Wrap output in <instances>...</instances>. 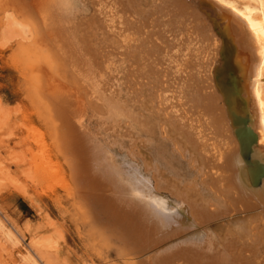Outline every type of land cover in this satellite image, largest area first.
Listing matches in <instances>:
<instances>
[{
    "label": "bare ground",
    "instance_id": "6f19581e",
    "mask_svg": "<svg viewBox=\"0 0 264 264\" xmlns=\"http://www.w3.org/2000/svg\"><path fill=\"white\" fill-rule=\"evenodd\" d=\"M0 2L68 192L127 264H264V0Z\"/></svg>",
    "mask_w": 264,
    "mask_h": 264
},
{
    "label": "rangeland",
    "instance_id": "374dc122",
    "mask_svg": "<svg viewBox=\"0 0 264 264\" xmlns=\"http://www.w3.org/2000/svg\"><path fill=\"white\" fill-rule=\"evenodd\" d=\"M3 8L0 2V264H127L117 241L100 235L68 192L71 169L50 136V112L34 88L38 73L24 54L33 39L6 18L14 8Z\"/></svg>",
    "mask_w": 264,
    "mask_h": 264
},
{
    "label": "water",
    "instance_id": "95a60500",
    "mask_svg": "<svg viewBox=\"0 0 264 264\" xmlns=\"http://www.w3.org/2000/svg\"><path fill=\"white\" fill-rule=\"evenodd\" d=\"M233 125H235L234 133L237 136L239 142L244 144L246 147V144H248L252 139H254V134L250 132L248 128L241 129L240 126L234 122V119H232ZM249 141V142H248Z\"/></svg>",
    "mask_w": 264,
    "mask_h": 264
}]
</instances>
